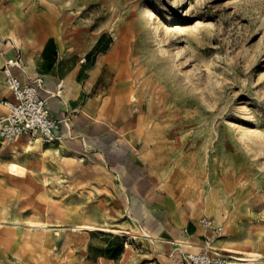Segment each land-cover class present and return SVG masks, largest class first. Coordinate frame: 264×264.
I'll return each mask as SVG.
<instances>
[{"label":"rangeland","instance_id":"374dc122","mask_svg":"<svg viewBox=\"0 0 264 264\" xmlns=\"http://www.w3.org/2000/svg\"><path fill=\"white\" fill-rule=\"evenodd\" d=\"M8 47L80 61L86 119L0 146V264H189L204 216L264 262V0H0Z\"/></svg>","mask_w":264,"mask_h":264},{"label":"built area","instance_id":"2783aa9c","mask_svg":"<svg viewBox=\"0 0 264 264\" xmlns=\"http://www.w3.org/2000/svg\"><path fill=\"white\" fill-rule=\"evenodd\" d=\"M19 58L9 59L3 68L12 96L0 100L6 108V112L0 114V143L14 144L20 140L30 145L60 142L64 136L57 131L58 121L49 106V96L42 93L44 79L37 77L24 82L14 74L13 67L19 63ZM200 221L207 230L214 231L215 236L222 234L223 226L216 224L212 218L204 216ZM212 240L206 236L200 249L187 254L189 264L230 263L233 255L213 248Z\"/></svg>","mask_w":264,"mask_h":264},{"label":"crops","instance_id":"0c3cea01","mask_svg":"<svg viewBox=\"0 0 264 264\" xmlns=\"http://www.w3.org/2000/svg\"><path fill=\"white\" fill-rule=\"evenodd\" d=\"M54 14L56 13H52L48 16L49 21L54 17ZM50 30H51V26L47 29V34H52ZM45 49H48L47 46H45ZM7 50H8V56L10 55V57L12 58L14 57L15 59L18 56L20 57L19 63L13 67V72L14 74L18 75L24 82L31 81L37 77H42L44 79L42 93L45 96H49V106L51 108L53 117L58 121L57 131L64 136L63 140L52 144L61 143L62 141L67 140L70 134L72 133V131L76 133L80 132L81 130L78 128V124L80 123V121L84 123L86 119L85 114L79 115L78 112L81 110L80 108L83 106L82 103L80 102L81 88H80L79 76H78L80 73V69L82 67L80 61L74 63L69 69L62 72L61 69L59 68V66L63 61L62 58H59L57 61H55L54 67H52V69H44L42 67V64L44 65L45 63L44 57L41 59L37 57L34 60L31 56L22 57L21 53H18L17 55L14 54L13 50H11L10 47H8ZM4 61H5L4 58L0 59V100L12 96V92L8 88L5 82V73L3 68L6 62L4 63ZM5 112H6L5 106H3L0 103V114ZM83 129L85 130L86 128L83 127ZM85 132L87 134L86 130ZM22 141H19L18 143ZM35 144L43 145L44 143L37 142ZM3 145L5 144L0 143V146ZM14 146L17 147L18 145L14 144ZM22 146H23V150L26 152L28 150L27 145L22 144ZM15 147L12 148L14 149ZM11 169L14 171L17 170L15 168H12V166ZM215 222L216 224L219 223L217 220H215ZM212 232L215 234L214 231L207 230L199 219L198 223H196L195 225V231H191L188 227V231L185 232L187 238L185 239L184 243L186 244V246L190 245V247L193 248L196 247L195 249L198 250L201 248V245L203 244L204 237L205 236L211 237V235H213ZM197 250H192V252ZM242 258L244 259L241 260H248L245 257ZM256 259L259 258H255L253 260ZM239 263H240L239 261H234L231 262L230 264H239ZM261 264H264V262H261Z\"/></svg>","mask_w":264,"mask_h":264},{"label":"bare ground","instance_id":"6f19581e","mask_svg":"<svg viewBox=\"0 0 264 264\" xmlns=\"http://www.w3.org/2000/svg\"><path fill=\"white\" fill-rule=\"evenodd\" d=\"M63 19V18H62ZM48 23V22H47ZM50 26H51V32L52 33H56V34H58V33H62L63 31H64V29L67 27V25L66 24H63L62 23V21H61V19H60V16L57 14V12H56V14H54V17L52 18V19H50ZM49 26V27H50ZM62 35V34H61ZM152 105V104H151ZM19 166H21V165H17L16 163H14L13 165H12V168H15V169H17V170H20V167ZM23 167V166H22ZM21 167V168H22ZM23 169H25V168H23ZM23 171V170H22ZM223 189V188H222ZM182 190V189H181ZM223 191V190H222ZM216 196V195H215ZM204 198V197H203ZM222 198V197H221ZM196 199V198H195ZM244 203V202H243ZM235 204V203H234ZM264 206V205H263ZM243 210V209H242ZM217 211V210H216ZM81 226H85V227H90V226H88V225H81ZM233 258L234 259H236V260H239V259H244V258H242V256L241 257H239V256H237V255H233ZM253 259H255V258H250L249 260H253ZM233 260V259H232ZM232 262H234V261H232Z\"/></svg>","mask_w":264,"mask_h":264}]
</instances>
